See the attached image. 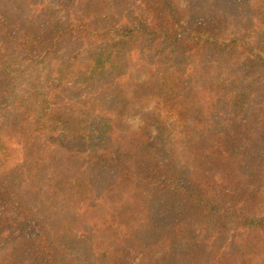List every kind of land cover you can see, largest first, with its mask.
<instances>
[{
  "label": "trees",
  "instance_id": "trees-1",
  "mask_svg": "<svg viewBox=\"0 0 264 264\" xmlns=\"http://www.w3.org/2000/svg\"><path fill=\"white\" fill-rule=\"evenodd\" d=\"M210 1L0 0V264H264V0Z\"/></svg>",
  "mask_w": 264,
  "mask_h": 264
},
{
  "label": "rangeland",
  "instance_id": "rangeland-1",
  "mask_svg": "<svg viewBox=\"0 0 264 264\" xmlns=\"http://www.w3.org/2000/svg\"><path fill=\"white\" fill-rule=\"evenodd\" d=\"M195 1V0H193ZM213 3V0H211L209 3H204V6L205 8H210V6L212 5ZM237 11H240L241 9H243V5L241 4H238L237 5ZM248 7L244 8V9H247ZM221 34L225 35L226 34H231L233 35L235 33L236 30H239L236 37H238V41L240 42H243L245 44H253L254 41H261L262 38L261 37H254L255 35H252V33L250 32V28L248 27H240V28H237V27H234L233 25L232 26H222L221 27ZM239 134H243L242 132H239ZM260 208V206H259Z\"/></svg>",
  "mask_w": 264,
  "mask_h": 264
}]
</instances>
